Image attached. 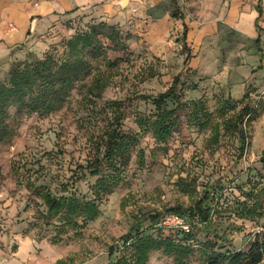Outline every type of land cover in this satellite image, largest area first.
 <instances>
[{
    "label": "rangeland",
    "instance_id": "374dc122",
    "mask_svg": "<svg viewBox=\"0 0 264 264\" xmlns=\"http://www.w3.org/2000/svg\"><path fill=\"white\" fill-rule=\"evenodd\" d=\"M118 5L123 9L102 15H110L121 28L129 50L109 52L111 61L123 60L113 70L98 66L112 76L102 97L91 96V77L73 91L62 110L25 118L13 141L0 147V264H115L130 256L125 243L131 237L159 235L154 227L163 215L181 209L187 216L200 201H205L211 220L206 225L192 221L195 247L214 241L221 252H245L264 236V209L254 220L245 212L246 204L253 205L249 196L264 189V0H127ZM83 12L57 15L51 28L38 26L41 17H8L22 36L37 34L34 48L27 47L26 37H18L21 47L14 60L44 56L48 48L41 42L52 37L60 42L49 51L63 60L61 42L70 29L84 31L99 20L94 9ZM9 66L0 63L3 79H8ZM176 79L177 93L189 106L203 102L217 115L224 103L229 105L219 122L235 117L246 104L257 108L260 116L246 127L245 144L238 134L224 131L214 144L211 130L188 118L186 108L166 145L168 152L159 150L137 119L155 115L154 99ZM112 102L122 105V131L138 135V146L121 186L98 201L99 218L80 237L71 232L54 246L55 221L49 227H32L36 211L46 212L36 190L58 198L95 199L92 189L99 178L91 174V164L104 155L105 133L115 112ZM173 107L170 102L168 108ZM242 121L245 125L247 120ZM193 263L199 264L197 257ZM150 264L172 261L156 253Z\"/></svg>",
    "mask_w": 264,
    "mask_h": 264
},
{
    "label": "trees",
    "instance_id": "16d2710c",
    "mask_svg": "<svg viewBox=\"0 0 264 264\" xmlns=\"http://www.w3.org/2000/svg\"><path fill=\"white\" fill-rule=\"evenodd\" d=\"M258 1L260 3L262 0ZM258 9L262 12V7L258 6ZM172 17L178 18L174 13ZM61 43L65 54L63 60L56 58L51 50L43 59L14 62L8 79L0 77V147L13 141L25 118L33 115L49 116L62 110L73 91L91 77L89 92L93 98H101L112 76L99 71L98 66L113 70L123 60L111 61L109 52L126 53L129 50L121 28L107 22L89 23L84 31H77ZM178 85L179 80L176 79L168 91L154 99L156 113L152 118L137 119L139 127L148 131L160 146L159 150L168 152L166 145L179 128L186 108H190L188 118L197 122L201 129L211 130L214 144L219 143L222 131L229 135L238 134L242 145L245 144L246 127L260 116L257 108L246 104L238 115L219 122L217 119L225 118L229 105L224 103L217 115L208 112L203 102L189 106L181 101L182 97L177 93ZM170 102L174 105L172 109L168 108ZM112 106L115 112L112 125L105 133L104 155L102 158L97 157L91 164V174L99 178L92 189L95 199L75 196L58 198L42 188L36 190L46 212L36 211V223L32 227H49L55 221L56 235L51 239L54 246L61 244L63 237L71 232L75 237H80L88 224L99 218L101 210L98 201L112 195L121 186L122 174L130 164L133 149L138 146V135L122 131V105L112 102ZM242 118L247 120L245 125ZM139 157L143 166L144 152L141 151ZM103 171L108 175L103 176ZM1 190L0 181V193ZM249 197L253 205L246 204L245 212L249 219L254 220L261 217L264 209V189ZM204 204L205 201H200L187 216L181 213V209L174 210L175 214L185 217L190 223L189 233L158 226L154 227L159 234L157 236L137 233L125 243L130 256L121 257L115 264H150L152 255L156 253L171 259L172 264H194L193 259L196 257L199 264H261L264 261V236H258L245 252H221L214 241H207L198 247L192 245L196 240L192 221L206 225L211 220L210 210L205 209Z\"/></svg>",
    "mask_w": 264,
    "mask_h": 264
},
{
    "label": "crops",
    "instance_id": "0c3cea01",
    "mask_svg": "<svg viewBox=\"0 0 264 264\" xmlns=\"http://www.w3.org/2000/svg\"><path fill=\"white\" fill-rule=\"evenodd\" d=\"M125 1L127 0H1L0 1V63H4L9 66V63L13 62L14 59L18 58L16 54L19 53V50L17 51V49L21 47L19 44L20 42H17L19 41V39L22 40L23 38L26 37L25 38L26 41L27 42L30 41V43L26 44L28 48H34L36 44L35 43V39H36L35 37L37 35L36 32H34L35 35L31 32L26 36L24 35L22 36L20 30L17 29L16 26L8 18L10 16H18V15L25 17L27 16L31 20L34 17H41L42 20H40L38 23L34 20L35 23H37L38 26L40 24L46 23L47 25L46 27H50V25L53 22H55L57 15L71 14L75 12L77 14L78 13L85 14L83 12L85 11V9H94L96 12L93 13V15L100 16L99 20L94 22H107L109 24H117L113 20V18L110 17V15L104 17L102 14L103 13L106 14L111 9H123V6L118 4H123V2ZM8 23H11V25L7 26ZM74 31L75 30L70 29V35L66 39L74 35L76 33ZM18 37L21 38L18 39ZM58 40L59 37L57 38L52 37L45 41H42L41 43L46 48H48V50L44 51V53L46 54L49 52V50L51 49V45L58 44L60 42ZM44 56L39 57V59H43ZM14 62H18V61L14 60Z\"/></svg>",
    "mask_w": 264,
    "mask_h": 264
},
{
    "label": "built area",
    "instance_id": "2783aa9c",
    "mask_svg": "<svg viewBox=\"0 0 264 264\" xmlns=\"http://www.w3.org/2000/svg\"><path fill=\"white\" fill-rule=\"evenodd\" d=\"M158 226L164 229H179L187 233L191 230V226L187 219L179 214L163 215Z\"/></svg>",
    "mask_w": 264,
    "mask_h": 264
}]
</instances>
